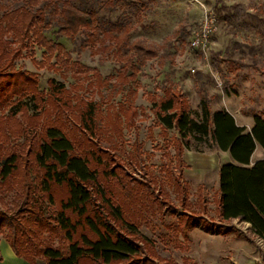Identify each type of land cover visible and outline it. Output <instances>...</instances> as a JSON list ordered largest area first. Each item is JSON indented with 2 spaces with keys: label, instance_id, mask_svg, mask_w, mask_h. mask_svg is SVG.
I'll list each match as a JSON object with an SVG mask.
<instances>
[{
  "label": "rangeland",
  "instance_id": "374dc122",
  "mask_svg": "<svg viewBox=\"0 0 264 264\" xmlns=\"http://www.w3.org/2000/svg\"><path fill=\"white\" fill-rule=\"evenodd\" d=\"M128 1L131 6L119 5L113 11H102L100 17L114 24H129L132 29L129 42L161 48L135 81L124 84L119 82V75L125 74L127 78L132 74L131 70L126 72L128 50L121 53L115 48L105 50L111 44L109 41L92 45L87 32L74 41L59 38L56 15L52 13L55 0H47L48 6L42 3L37 7L44 8L47 25L44 35L61 43L72 62L85 68V74L74 75L63 68L39 69L33 60H45V50L32 46L24 52L16 68L37 75L40 95L14 98L1 109L0 168L14 154L27 157L32 167L30 179L38 185L33 156L51 128L60 129L67 138H72L73 120L79 114L75 106L81 100L84 104L80 111H87L90 104L94 107L96 136L91 140L97 142V147L88 144L85 133L77 132L73 155L88 164L91 157H100L107 168L108 178L102 176L101 169H96L99 181L92 188L97 205L102 201L95 189L105 192L104 188L115 206L133 202L129 211L122 208L129 223L123 227H128L143 246L142 257H149L146 252L154 250L158 257L175 264H182L185 258L190 264H264L262 239L248 230L244 222L224 221L220 214L219 172L223 165L229 164L230 157L210 142L183 139L177 131L166 130L158 115L160 100L169 93L178 102L184 101L183 109L194 118L201 114V100H207L212 112H230L246 133L253 129L256 117L264 120V0ZM25 2L0 0V5L13 10ZM237 6L240 10L235 9ZM211 14L215 15V22L209 53L204 55L202 50L190 49V43L193 32ZM49 63L54 65L55 58ZM50 81L54 82V88ZM55 88L64 90L50 96ZM130 89L136 91V96L129 94ZM67 98L71 99L69 110L61 108ZM23 105L28 106L27 112ZM129 108L134 112L131 123L123 118V110ZM109 115L115 120L116 116L120 118L121 132L111 130ZM60 116L64 126L60 124ZM178 140L183 143L182 161L177 157ZM122 187L134 190V201L131 195L119 199ZM56 191L57 198L65 194L63 189ZM1 195L4 203L10 205L15 198L14 193ZM29 198L37 201L44 219H55L59 210L55 203L51 204L40 192ZM24 229L27 234V221ZM3 240L0 232V243ZM41 241L42 248L62 250L67 246L61 234L43 232Z\"/></svg>",
  "mask_w": 264,
  "mask_h": 264
},
{
  "label": "trees",
  "instance_id": "16d2710c",
  "mask_svg": "<svg viewBox=\"0 0 264 264\" xmlns=\"http://www.w3.org/2000/svg\"><path fill=\"white\" fill-rule=\"evenodd\" d=\"M42 3L46 6L47 0H27L22 7L13 10L0 5L3 12L0 15V112L14 98L21 99L27 94L40 95L37 75L16 68V62L32 46L45 50V60H33L39 69L60 71L63 68L74 75L85 74V68L72 62L71 55L61 43L53 42L44 35L47 28L44 8L37 9ZM119 5L129 7L131 3L128 0H55L53 8H50L57 19V37L74 41L82 32H87L92 45L109 41L111 44L105 50L115 48L117 53L128 50L126 72L131 70L132 74L127 78L125 74L119 75V82L124 84L136 80L147 62L157 57L161 45L129 42L128 36L132 31L129 24H114L100 17L102 11H113ZM235 9L240 10V7ZM53 58L56 60L54 65L49 63ZM50 85L54 88L53 81ZM63 90L55 88L50 96H56ZM129 94L136 96V91L130 89ZM165 98L160 100L158 115L160 124L166 130L177 131L183 139L191 137L199 143L210 142L214 148L229 153L236 163L220 168L217 204L222 219L250 224L252 233L264 241V160L251 164L257 146L264 150V120L256 117L253 129L246 133L245 128L239 127L228 112H212L207 100H201V114L194 118L183 109L184 101L178 102L169 93ZM70 103L71 99L67 98L61 108L71 109ZM82 104L84 102L79 100L75 106L79 114L73 120L72 129L76 133H72V138H67L60 129L51 128L39 152L33 156L38 185L30 179L32 167L27 157L14 154L0 168V232L3 238L17 257L30 264H36L41 259L47 264H175L161 259L154 250L146 252L149 257H142L145 254L143 246L128 227H123L129 226V223L122 208L129 211L133 202L115 206L104 188L105 192L95 189L102 201L96 204L92 188L99 181L96 169H101L105 178H108V171L101 164L100 157H91L88 164L85 159L73 155V143H78L77 132L85 133L88 144L97 147V142L92 141L96 136L94 107L90 104L87 111H80ZM22 108L27 112V105ZM131 110H123L125 122H132L134 112ZM61 116L59 121L64 126ZM116 117V120L120 119ZM113 118L109 115L111 130L119 133L121 122ZM182 147V141L178 140L177 157L181 161ZM59 188L65 194L57 198L56 189ZM3 192L15 194L12 208L9 203H4ZM39 192L59 209L55 219H44L37 201L30 200L32 193ZM133 193V189L122 187L118 196L122 200L131 195L134 201ZM25 214H28L27 218ZM25 221L29 224L27 234L24 233ZM43 232L61 234L67 246L62 250L42 248ZM182 264H190V260L185 258Z\"/></svg>",
  "mask_w": 264,
  "mask_h": 264
},
{
  "label": "crops",
  "instance_id": "0c3cea01",
  "mask_svg": "<svg viewBox=\"0 0 264 264\" xmlns=\"http://www.w3.org/2000/svg\"><path fill=\"white\" fill-rule=\"evenodd\" d=\"M228 113L232 115L230 112ZM251 125L253 127V123H251ZM226 155L230 157V161H228L227 163L235 165L236 163L234 162L232 157L229 155V153H226ZM260 160H264V150L258 145L251 158V164L253 165L254 163ZM245 224L248 230L251 231V225L248 223H245ZM0 248H1L0 264H30L26 260L17 257L15 252L13 251V249L10 247V245L7 243L5 239L0 243ZM2 252H3V255H2ZM36 264H47V263L45 260L41 259V260H38Z\"/></svg>",
  "mask_w": 264,
  "mask_h": 264
},
{
  "label": "built area",
  "instance_id": "2783aa9c",
  "mask_svg": "<svg viewBox=\"0 0 264 264\" xmlns=\"http://www.w3.org/2000/svg\"><path fill=\"white\" fill-rule=\"evenodd\" d=\"M215 22V15H209L202 27L198 30L193 32L192 41L190 43V49L192 50H202L204 55L209 53V43H210V36L212 33V29ZM192 72H195L192 70Z\"/></svg>",
  "mask_w": 264,
  "mask_h": 264
}]
</instances>
